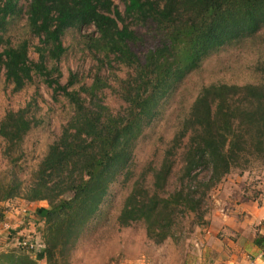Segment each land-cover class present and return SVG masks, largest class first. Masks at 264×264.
Listing matches in <instances>:
<instances>
[{"label": "trees", "instance_id": "trees-1", "mask_svg": "<svg viewBox=\"0 0 264 264\" xmlns=\"http://www.w3.org/2000/svg\"><path fill=\"white\" fill-rule=\"evenodd\" d=\"M22 1L0 0V84L19 93L40 79L54 97L64 98L71 116L25 183L15 169L35 125L31 106L6 114L0 136L12 168L11 178L0 180V203L47 201L37 217L45 225L44 257L47 264H70L109 188L130 168L145 129L177 101L182 84L207 59L242 50L260 34L264 0H119L124 11L114 0H26L25 7ZM91 28L95 32L87 33ZM68 39L75 44L67 45ZM80 47L93 58L96 73L90 83L70 72L63 83L62 64ZM109 91L125 104L121 112L106 104ZM175 132L160 164L150 165L132 185L117 220L121 227L143 221L158 244L176 237L180 220L202 225L210 193L234 168L252 157L264 159V83L203 86L189 111L178 110ZM186 139L180 187L167 193ZM202 170L208 179L200 178ZM124 177L130 182L132 174ZM256 243L264 248V239Z\"/></svg>", "mask_w": 264, "mask_h": 264}, {"label": "rangeland", "instance_id": "rangeland-1", "mask_svg": "<svg viewBox=\"0 0 264 264\" xmlns=\"http://www.w3.org/2000/svg\"><path fill=\"white\" fill-rule=\"evenodd\" d=\"M114 1L124 11L120 1ZM21 5L25 7L26 0H23ZM86 32L94 33L95 29L91 28ZM37 42L38 40L34 41V44ZM66 44L74 45L75 43L68 39ZM238 48L227 49L226 52L219 54L220 57L215 55L207 59L201 69L194 72L187 83L182 84L183 86L176 94L177 101L167 108L158 121L155 120L145 129L138 140L130 168L109 188L104 203L87 224L68 257L70 264L129 262L140 264L143 261L148 264V260L155 261V264H168L166 261L170 257L173 261L169 264H180L177 262L178 259L184 258L183 253L186 255L188 251L191 252L188 248L190 249L194 242L199 239L205 240L204 230L209 225V215L216 210H226L236 199H242L243 193L245 195L250 193L254 197L264 196V159L252 157L249 164L234 168L230 175L210 193L207 199L205 222L199 226H192V220H180V227L175 228V238H168L158 244L148 237L147 225L143 221L134 222L128 227H121L117 221L134 182L144 171L149 170L150 165H159L165 150L170 148L176 133L175 118L178 110L181 113L189 111L203 86L214 83L238 86L264 83V71L257 72L258 65L264 62V29L251 43L240 46L242 50H237ZM81 49L82 47L71 50L69 57L63 62V83L67 82L70 72L86 76L87 81L91 83V77L96 73V64L91 55L88 52H81ZM30 53L31 59H38L36 52L31 50ZM119 75L124 77L122 72H119ZM115 83L113 82L112 85ZM106 104L114 113L121 112L125 107L123 101L110 91L106 94ZM29 106H31L30 115L33 116L35 125L24 139L21 149L22 158L15 169L25 183L31 181L33 173L48 154L49 148L60 139L63 128L71 116V109L64 98L59 95L54 97L53 91L40 79H36L33 85L19 93H13L12 89L3 82L0 84V122L8 112H16ZM187 142L188 139L184 140L182 149L177 152L176 167L168 184L167 193H173L180 187L178 176L183 165L181 154L186 149ZM5 148L6 143L0 136V180L6 177L11 178L7 172L12 166L4 155ZM128 171L132 174V178L130 182H125L124 175ZM199 174L201 179L209 178V174L204 170ZM147 185L151 190L154 189L152 175L149 176ZM7 204L9 206H6ZM5 206L13 213L17 212L20 217L24 216L23 221L17 225H26L28 229L20 231V235H29L31 239L40 237L44 243V237L42 240L44 222L40 225L34 218L35 210L41 212L38 206H29L23 199L6 201ZM25 218L28 219L25 221ZM11 222L9 224L17 229L18 226ZM26 257L21 256L25 259ZM26 261L29 260L26 259Z\"/></svg>", "mask_w": 264, "mask_h": 264}, {"label": "crops", "instance_id": "crops-1", "mask_svg": "<svg viewBox=\"0 0 264 264\" xmlns=\"http://www.w3.org/2000/svg\"><path fill=\"white\" fill-rule=\"evenodd\" d=\"M241 198L232 202L234 204H230L226 210H216L209 215V225L204 230L205 240L199 239L194 242L192 247L188 248L191 252L188 251L186 255L183 253L185 259L179 258L177 262L180 264H264V248L256 243L258 238L264 239V196L254 197L250 193L247 195L243 193ZM4 203L6 202L0 203V223L13 221L11 223L17 225L23 221V215L20 217L17 212L13 213L6 207L9 204L4 207ZM25 203L29 206H38L41 211L49 207L47 201L34 203L25 201ZM36 211H34V218L37 221L40 211ZM27 219L25 218V221ZM42 224L43 222H40V225ZM19 226L12 231L13 234L28 229L26 225ZM17 249L7 235L2 237L0 239V264H25V258L21 256H28L29 264H47L44 251L33 255ZM172 261L173 258L170 257L166 262L169 264ZM147 263L155 264V261L148 260ZM140 264H146V261Z\"/></svg>", "mask_w": 264, "mask_h": 264}, {"label": "built area", "instance_id": "built-area-1", "mask_svg": "<svg viewBox=\"0 0 264 264\" xmlns=\"http://www.w3.org/2000/svg\"><path fill=\"white\" fill-rule=\"evenodd\" d=\"M19 228V227H17ZM14 229L9 223H0V239L7 235L8 238L12 241L14 246L20 250H25L30 254L38 255L45 250L40 237L36 239H31V237L20 235L18 231L15 235L12 233Z\"/></svg>", "mask_w": 264, "mask_h": 264}]
</instances>
